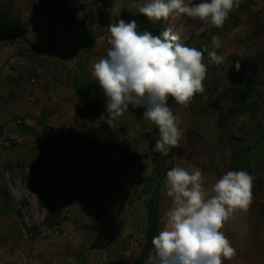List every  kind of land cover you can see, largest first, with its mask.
Returning <instances> with one entry per match:
<instances>
[{"label": "rangeland", "instance_id": "obj_1", "mask_svg": "<svg viewBox=\"0 0 264 264\" xmlns=\"http://www.w3.org/2000/svg\"><path fill=\"white\" fill-rule=\"evenodd\" d=\"M105 1L64 0L76 19L72 30L79 47L85 45L92 30L100 28L103 32L96 38L86 59L87 80L94 92L89 115L104 149L101 168H98L86 134L74 117L78 97L71 90L68 71L77 77L78 58L66 34L62 15L44 0H0V7H10L20 20L31 15L40 16L42 23L39 25L45 31L51 30L49 39L62 30L69 40V57L72 59L69 67H64L67 71L64 70L62 60L52 51L55 46L52 39L42 49L31 48L35 55L29 52L28 45H24L26 50L20 54L30 55L33 65H38L41 70L37 74L35 67L28 69L31 85L38 84L48 73L53 79L58 77V81H63L62 93L57 96L67 95H64L66 99L56 102L58 108L45 113L46 118L41 122V116L9 115L0 111V185L8 191L12 208L11 211L4 210L0 199V264H90L89 254L93 250L102 251L105 239L101 228L91 231L90 227L101 221L109 230V240L116 241L105 242L107 253L111 251L115 256L130 242L139 244L143 240L141 212L147 198L140 196V190L159 154L153 152L155 143L150 144L157 134V127L142 118L143 108H132L131 105L123 115L105 118L107 98L91 71L110 47L107 26L119 19L130 21L138 12V6L147 0H114L111 8L104 9ZM92 19L93 25L90 24ZM263 20L264 0H240L239 7L229 14L219 29L209 28L204 22L186 16L163 20L164 31L178 36L180 43L201 50L203 63L207 66L203 81L205 91L197 94L198 100L193 98L188 107H183L169 98L173 114L180 117V129L183 131L189 125L200 128L203 133V137L187 139L183 150L179 146L175 160L186 169L198 168L219 179L232 171L233 150L227 137L234 136L242 145L252 148L244 161L263 187L259 198L252 200L248 210L236 213L221 229L237 251L234 259L223 260V264H264V216L261 215L264 206V34L256 35L255 29L256 23ZM213 35L219 37L220 48L212 45ZM209 51L224 55L225 61L215 64L208 56ZM4 59L0 61V72L9 68L11 57H8L9 62ZM237 62L239 71L235 68ZM234 72L249 79L259 99L257 117L252 120L247 115L239 116L230 121V126L219 129L216 110L205 108L203 114L193 111L198 110L199 105H205L208 96L215 98L228 87ZM44 127L50 137L58 141L55 145L45 144ZM165 179L161 183L163 193ZM46 189L56 192L55 202L63 218L59 231L48 230L41 224L45 210L40 206V198ZM168 205L164 195L163 208ZM94 243H99V250L91 249Z\"/></svg>", "mask_w": 264, "mask_h": 264}, {"label": "clouds", "instance_id": "obj_2", "mask_svg": "<svg viewBox=\"0 0 264 264\" xmlns=\"http://www.w3.org/2000/svg\"><path fill=\"white\" fill-rule=\"evenodd\" d=\"M239 5L240 0H147L138 12L154 25L186 16L219 29ZM137 28L135 19H119L107 26L110 47L92 66L91 76L107 98L106 113L111 118L129 111L130 105L144 109L142 118L159 133L153 152L167 156L183 137L180 117L173 114L169 98L188 107L197 93L205 91L207 66L201 50L180 43L170 31L153 35ZM211 41L215 48L221 47L218 36ZM208 56L217 65L226 59L216 51ZM235 68L239 71V62ZM254 180L247 171H228L206 189L200 169L172 167L164 181L171 204L144 264H223L234 259L237 251L221 229L236 213L248 210Z\"/></svg>", "mask_w": 264, "mask_h": 264}, {"label": "trees", "instance_id": "obj_3", "mask_svg": "<svg viewBox=\"0 0 264 264\" xmlns=\"http://www.w3.org/2000/svg\"><path fill=\"white\" fill-rule=\"evenodd\" d=\"M44 1L46 4L52 5L53 7L57 8L62 15V21L66 30V34L70 38L73 52L78 58L76 62V70L78 73L77 77L73 76L68 71V78L71 82V90L73 94L78 97V103L74 110V117L86 134L88 147L95 157L96 167L101 168L100 159L104 154V149L100 145L97 129L92 125L90 120V102L93 99L94 92L92 91V88L90 87L87 80L88 76L86 70V59L92 52L96 38L103 35V32L100 28L92 30L87 36L85 45L79 47L72 30L73 25L76 24V19L73 11L66 6L64 0ZM113 1L114 0H106L103 4L104 9L111 8ZM133 19L136 20V23L138 25L137 31L143 32L147 30L150 31L153 35H160L164 31L163 20L154 25L139 12L133 15L131 20ZM90 24H94L93 19L91 20ZM255 29L256 35L264 34V20L261 23H256ZM13 41H19L26 46H30V42L24 34V26L20 18L11 12L10 7H0V42ZM29 52L32 55H35V53L31 51V46ZM62 68L66 70L64 67ZM216 87H219V84H217ZM197 94L194 96L195 101L198 100L196 99ZM258 101L259 99L255 95L249 79L239 72H234L232 81L228 87L223 89L215 98L211 95L208 96L207 103L205 105H199L198 110L193 111L192 109V111L196 114H203L205 108H212L216 110L217 126L219 129H224L231 125V120L239 116L247 115L250 119L255 120V118L257 117V110L259 108ZM192 102L193 101H191V103ZM222 102H227L228 104L222 105ZM104 116L105 118L112 119L106 113V109L104 111ZM45 118L46 116L41 115L39 121L41 122ZM43 132L46 137L45 144L48 142L55 145L58 142L50 137L46 127H44ZM186 137L188 140H191L193 138H198L199 135L196 132L188 129L186 131ZM157 139H159L158 129L156 136L150 140V144H154ZM227 140L228 145L233 150L231 170H244L253 175L255 177L252 188L253 199L259 198L263 190L261 180L256 178L255 174L251 171V167L244 161V156L247 153L251 152L252 148L247 145H242L241 140L234 136H228ZM50 147L52 148L53 146ZM178 154L179 145L177 147L170 148L167 156L158 154L156 159H154L153 161L152 171L140 190V196L147 198V201L144 204L146 212V223L143 231V240L139 254L136 256L132 264H144L148 252L153 247L151 241L155 235H158L160 226L159 210L161 183L162 180L166 178L167 171H169L173 167L172 159ZM55 196L56 192L53 189H46L43 191V194L40 198V206L44 208L45 216L41 224L48 230L59 231L63 218L58 211L57 204L55 202ZM0 199L3 201V209L11 211L12 208L10 205V196L3 185H0ZM261 215L264 216V206L261 207ZM98 228H101L104 231L105 239L103 241V244H105V242H107L110 238L109 230L102 221L97 225H93L92 227H90V230L95 231Z\"/></svg>", "mask_w": 264, "mask_h": 264}, {"label": "crops", "instance_id": "obj_4", "mask_svg": "<svg viewBox=\"0 0 264 264\" xmlns=\"http://www.w3.org/2000/svg\"><path fill=\"white\" fill-rule=\"evenodd\" d=\"M21 21L24 26V34L29 40V45L31 46V48L42 49L43 45L48 43V40L52 39L53 42H55V46L53 45L52 49L54 55L62 60L61 63L63 65L61 66L66 68L69 67L72 60L71 57H69L71 49L67 35L62 30L56 34V37L54 36L49 39L48 35H52L51 30L45 31L46 29H43V26L39 25L42 23V18L40 16L31 15L25 19H21ZM6 48H9V50H5ZM25 50L26 49L24 44L20 43L19 41L0 42V61L5 58L4 62H9L8 57H11L10 64L8 63L7 65L9 66V68H6L5 71L3 70L0 72V111L6 114L8 113L9 115H45V113H47L50 109L55 110V108H58L55 106L56 102H59L61 99H66L64 95L67 94H62V98L57 96V93H62L60 90L63 86V81H58V77L56 78V80L53 79L52 76L48 75V73L47 75H45V77H42L39 82H37L38 84L31 85L28 82V69L33 70V67H35L37 74H40L41 70L38 65H33L30 55L26 53H24L22 56L20 55ZM68 63L70 64L68 65ZM69 112H71V109H69ZM188 129L196 132L199 136L203 137V133L200 128L187 125L186 128L182 131L183 137L179 142V146L181 149L185 146L184 143L187 142L186 131ZM214 133H216L215 127ZM172 163L173 167H175V165L180 166V163H178L175 158L172 159ZM202 173L205 177V181H209L207 183L205 182V188H211V186L215 183L216 179L218 180V178H216L215 175H208L204 172ZM162 191L160 195L159 231L164 227V213L171 204L170 198H168L166 194H164L166 192L164 191L163 193ZM164 195L169 203L166 209L163 208ZM139 210H141V208H139ZM141 213L143 214V225L145 228V209H143ZM139 220L140 217L138 221ZM110 240L108 243H110ZM111 241L116 242L114 239ZM94 244L96 246H92L91 249L99 250V243ZM102 245V251L99 252L93 250V252L89 254L88 259L90 260V264H132L136 256L139 254L142 241H140L139 244H137L136 242H130L129 244H127L125 250L122 247V249H119L115 256L111 251L107 253L108 247L105 246L107 245V243Z\"/></svg>", "mask_w": 264, "mask_h": 264}]
</instances>
